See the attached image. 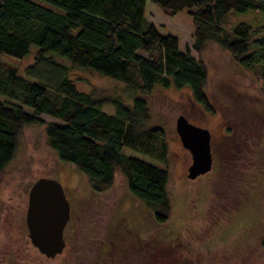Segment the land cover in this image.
Wrapping results in <instances>:
<instances>
[{
    "label": "trees",
    "instance_id": "obj_1",
    "mask_svg": "<svg viewBox=\"0 0 264 264\" xmlns=\"http://www.w3.org/2000/svg\"><path fill=\"white\" fill-rule=\"evenodd\" d=\"M41 1L47 5L35 0H0V97L3 99H0V183L18 148L21 130L29 125H44L47 144L58 160L74 164L87 177L92 190L111 189L119 171L133 198L149 208L157 222H167L172 213L168 168L152 165L124 150L129 148L168 161L165 130L148 124L151 115L148 98L157 88H189L193 101L203 111L213 112L205 90L206 65L189 50L181 51L177 36L161 34L153 23L145 20L147 0ZM151 1L167 14L187 10L193 16V49L197 53L201 54L207 42L213 41L243 68L250 70L257 62L264 63V39L258 40L257 49L248 53L252 42V27L248 23L239 22L232 29L221 26L224 15L231 11L255 8L264 17V0ZM33 45L37 47L38 57L53 52L76 68L125 82L137 92L132 103L80 90L68 77L49 88L22 75L4 58H24ZM256 74L264 96V66ZM105 104L114 106L115 113L105 111L102 108ZM41 114L57 118L62 124L46 122L39 117ZM23 204L20 225L21 232L27 236V204ZM86 232L89 234L82 237V245L94 243L91 231ZM96 239L99 244L92 249L93 253L76 252L74 247L72 251L63 250L65 264L70 261L72 264H174L171 258L177 257L170 250L160 251L158 243L150 245L154 246L152 250L145 249L141 240H135L122 229L110 228ZM32 249L35 256L51 259L36 247ZM33 261L34 257L28 254L23 260L13 259L12 264H33ZM180 264L195 263L184 258Z\"/></svg>",
    "mask_w": 264,
    "mask_h": 264
},
{
    "label": "rangeland",
    "instance_id": "obj_2",
    "mask_svg": "<svg viewBox=\"0 0 264 264\" xmlns=\"http://www.w3.org/2000/svg\"><path fill=\"white\" fill-rule=\"evenodd\" d=\"M261 13L255 8L231 11L224 15L221 26L232 29L239 22L248 23L252 27L249 53L257 49L258 40L264 39ZM145 18L161 34L177 36L181 51L189 50L204 62L208 70L205 90L214 107L213 112L203 111L193 101L189 88H157L148 98L151 114L148 124L165 130L168 161L129 148L124 150L152 165L168 168L171 216L167 222H157L153 212L128 192L119 171L111 189L92 190L87 177L74 164L58 160L47 144L44 125L25 126L0 183V264H12L13 259L23 260L28 254L34 257L33 264H65L62 253L53 259L35 256L28 234L21 232L23 203L28 202L32 182L42 176L60 181L71 205L72 219L63 232L66 252L74 247L76 252L93 253L92 249L99 244L97 236L117 228L141 240L145 249L152 250L154 246L150 245L158 243L160 251L175 252L177 257L171 258L174 264H180L184 258L195 264H264V96L256 74L264 63L257 62L250 70L243 68L213 41L207 42L201 54L197 53L193 49V16L187 10L170 15L147 0ZM36 51L33 45L24 58H4L22 75L49 88L68 77L80 90L119 97L128 104L137 93L121 80L76 68L61 55L47 52L38 57ZM102 108L115 113L112 105L105 104ZM180 114L207 127L212 134V168L195 179L186 175L192 157L175 128ZM39 117L62 124L47 114ZM88 230L94 243L82 245V237L89 234ZM74 242L79 244L76 246Z\"/></svg>",
    "mask_w": 264,
    "mask_h": 264
},
{
    "label": "water",
    "instance_id": "obj_3",
    "mask_svg": "<svg viewBox=\"0 0 264 264\" xmlns=\"http://www.w3.org/2000/svg\"><path fill=\"white\" fill-rule=\"evenodd\" d=\"M174 123L181 144L192 157L187 177L195 179L206 174L213 165L210 130L191 122L184 114L178 115ZM68 201L63 185L55 178L39 177L29 188L25 213L27 234L32 245L47 257H55L66 247L63 232L71 215Z\"/></svg>",
    "mask_w": 264,
    "mask_h": 264
},
{
    "label": "flooded vegetation",
    "instance_id": "obj_4",
    "mask_svg": "<svg viewBox=\"0 0 264 264\" xmlns=\"http://www.w3.org/2000/svg\"><path fill=\"white\" fill-rule=\"evenodd\" d=\"M71 211H72V209H71ZM71 219H72V212H71L70 219L68 220V222H70ZM68 222H66L67 224H66V226H65V231H66V228H67V226H68V224H69ZM65 231H64V232H65ZM66 243H67V242H66ZM66 243H65V244H66Z\"/></svg>",
    "mask_w": 264,
    "mask_h": 264
}]
</instances>
